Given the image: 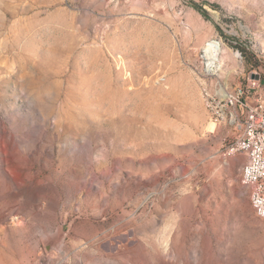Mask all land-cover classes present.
I'll list each match as a JSON object with an SVG mask.
<instances>
[{
	"label": "rangeland",
	"instance_id": "1",
	"mask_svg": "<svg viewBox=\"0 0 264 264\" xmlns=\"http://www.w3.org/2000/svg\"><path fill=\"white\" fill-rule=\"evenodd\" d=\"M216 37L264 79V0H0V264H264L209 129Z\"/></svg>",
	"mask_w": 264,
	"mask_h": 264
},
{
	"label": "built area",
	"instance_id": "2",
	"mask_svg": "<svg viewBox=\"0 0 264 264\" xmlns=\"http://www.w3.org/2000/svg\"><path fill=\"white\" fill-rule=\"evenodd\" d=\"M222 37L206 41L199 54L198 75L205 85L209 117L216 126L228 128L222 154L244 157L241 179L256 200L259 216L264 215V79L262 71L253 70L245 82L236 81V73L226 70L220 44ZM237 42H234L236 44ZM234 56L244 64L245 53L234 48ZM230 75V82H223Z\"/></svg>",
	"mask_w": 264,
	"mask_h": 264
},
{
	"label": "bare ground",
	"instance_id": "3",
	"mask_svg": "<svg viewBox=\"0 0 264 264\" xmlns=\"http://www.w3.org/2000/svg\"><path fill=\"white\" fill-rule=\"evenodd\" d=\"M220 51H222V53H224V54L222 55V60H223V62H225V58L228 57V55H227L228 49L226 48V46H222V44H220ZM223 82H224V81H223ZM204 96H205V99H206V92H205V90H204ZM207 107H208V106H207ZM208 109H209V107H208ZM215 126H216V125L211 124V125L209 126V129L212 131V130L215 128ZM250 195H251V193H250ZM251 201H252L253 208L255 209V211L257 212V214L259 215V207H258V203H257V201H256V200H253V199H251ZM260 216H261V217H264V215H260Z\"/></svg>",
	"mask_w": 264,
	"mask_h": 264
},
{
	"label": "trees",
	"instance_id": "4",
	"mask_svg": "<svg viewBox=\"0 0 264 264\" xmlns=\"http://www.w3.org/2000/svg\"><path fill=\"white\" fill-rule=\"evenodd\" d=\"M201 12H206V10L203 7H197Z\"/></svg>",
	"mask_w": 264,
	"mask_h": 264
}]
</instances>
